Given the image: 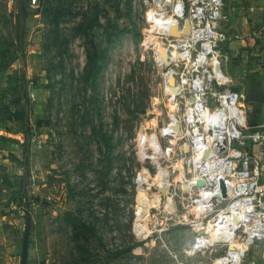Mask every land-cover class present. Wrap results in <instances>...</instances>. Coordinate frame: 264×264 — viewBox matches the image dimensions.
Here are the masks:
<instances>
[{
  "label": "rangeland",
  "instance_id": "obj_1",
  "mask_svg": "<svg viewBox=\"0 0 264 264\" xmlns=\"http://www.w3.org/2000/svg\"><path fill=\"white\" fill-rule=\"evenodd\" d=\"M194 1L23 0L22 61L19 0H0V264H21L28 211V264H217L231 248L257 245L241 223L232 243L215 241L213 212L225 203L209 194L220 175L231 186L245 181L244 160L232 157L231 141L218 153L211 137L209 152L193 143L203 132L185 122L196 66L175 49L182 35L154 29L156 16L172 19L181 2V23H195ZM188 39L194 62L202 41ZM160 46L176 54L167 70ZM168 70L182 86L173 100ZM255 85H234L250 129L264 122V103L247 100ZM203 97L210 111L219 108L213 87ZM37 135L42 149L32 143ZM250 172L264 185L261 167Z\"/></svg>",
  "mask_w": 264,
  "mask_h": 264
},
{
  "label": "built area",
  "instance_id": "obj_2",
  "mask_svg": "<svg viewBox=\"0 0 264 264\" xmlns=\"http://www.w3.org/2000/svg\"><path fill=\"white\" fill-rule=\"evenodd\" d=\"M224 9V0H196L191 8L195 23L184 22L191 26V36L188 38L194 36L202 41L197 57L200 53H207V59L203 61L201 67L196 66V74L189 80V91L193 92L194 95L188 103L185 122L192 127L202 126L203 132L194 136L193 143L203 147L205 152H209V150L204 149V143L208 137L210 138V130L206 128V124L205 126L202 125L210 112L209 103L203 97L205 88L211 86L216 90L219 108H224V104H226L235 111L236 116H231L228 119L227 128L224 130L220 141L215 144L217 147L215 151L219 152L221 144L225 140L236 144L237 149L232 152V157L238 161L244 160L240 164V170L245 181L236 186H231L234 191L232 196L237 198L236 200H232L231 197L229 199L234 204L235 227L238 223L244 225L245 232L247 236H250V240L254 242L253 244L260 245L264 249V185L258 181V178L256 180L250 177V165L252 167L256 166V170L261 167V171L264 173V122L251 129L248 127L244 109V96L240 91L234 89L232 81L224 73L223 59H228L220 48L221 43L228 39ZM184 12V2L177 3L174 6V16L179 20L180 24L178 25L180 27L184 24L181 23L185 16ZM183 28L181 34H183ZM185 41L187 49H181V53L188 52L187 60L184 61L185 57H180L183 63L186 64L188 60L192 59V56L190 53L191 41L189 39ZM31 140L38 149L43 148L45 142L40 135L34 136L33 139L31 137ZM252 143L257 148L256 151L254 150L250 154L243 151L244 147ZM211 154L213 155V152ZM224 189L226 194V184ZM224 189L222 187V192H224ZM214 198L217 199V197ZM233 232H236L235 228ZM252 247L231 248L217 261V264H256V260L250 259Z\"/></svg>",
  "mask_w": 264,
  "mask_h": 264
},
{
  "label": "crops",
  "instance_id": "obj_3",
  "mask_svg": "<svg viewBox=\"0 0 264 264\" xmlns=\"http://www.w3.org/2000/svg\"><path fill=\"white\" fill-rule=\"evenodd\" d=\"M224 12L228 33L227 41L221 43V50L228 57L223 59L224 73L233 87L235 84L253 86L255 82V90L264 97V0H227ZM255 90L251 88L250 94H256ZM258 98L264 103L262 97ZM5 145L20 159L15 143L5 141ZM250 259L256 260V264H264V249L254 245Z\"/></svg>",
  "mask_w": 264,
  "mask_h": 264
},
{
  "label": "bare ground",
  "instance_id": "obj_4",
  "mask_svg": "<svg viewBox=\"0 0 264 264\" xmlns=\"http://www.w3.org/2000/svg\"><path fill=\"white\" fill-rule=\"evenodd\" d=\"M176 24H180V23H179V20L176 19L175 17H173L172 19H169V17L165 16V14H158L155 18V28L154 29L157 35L159 36L160 35L170 36L171 30ZM183 27L189 28V34L187 35L182 34L183 39L176 40L177 46L175 47V49L177 50L179 49L186 50L187 45H186L185 39L191 36V26L188 23H184L182 24L181 30ZM172 41H175V40L172 39ZM187 54L188 52H184L180 54V56L185 57L184 61L187 60L186 59V57L188 56ZM206 55H207L206 52L200 53L199 56L196 59H194V62L192 61V59H190V61L188 60L186 64L193 63L194 66L201 67L203 61L207 59ZM157 57L160 60V64L163 66L164 69H166V67H169V65L174 62V59L176 58V54H174L173 51H171L170 49L160 46V48H158L157 50ZM173 75H176V72H173L172 70H168V73L166 76L169 82L172 80ZM173 80H174V84L169 83V88H170L169 96L171 97L172 100L173 98H176L177 96L182 94L181 83L179 81L177 82V80L174 79V76H173ZM173 86L177 87L178 94H175L173 92V88H172ZM231 116H236L235 111L229 106H227L226 104H224V108H218V109H215L214 111H210L208 116L203 121L204 126L206 124L207 125L206 128L210 130L209 135L211 139L214 140V142L220 141L224 130L227 128V121ZM222 184L224 185L226 184L227 186L226 194L225 192H222V186H223ZM232 195H234V191L232 190L230 182L224 176L222 175L218 176L215 179V189L212 194L211 193L209 194V196L212 199L213 197H217L216 201L219 203H225L224 208H222L220 211L213 212L214 221L216 223L214 225L216 226V228L214 229V232L216 233L215 236L217 235L220 236L218 237L220 239L216 238L215 241L219 240L220 243L229 244L233 242V240L231 239L232 238L231 231L233 232V229L235 228V219L233 217L234 204H233V201L229 200ZM202 196H204V198H207L206 193L204 191L202 192ZM212 206H213L212 204L208 206L207 213L212 211ZM210 223L211 222H209L206 227L207 230L211 228ZM209 245L211 244L209 243Z\"/></svg>",
  "mask_w": 264,
  "mask_h": 264
},
{
  "label": "water",
  "instance_id": "obj_5",
  "mask_svg": "<svg viewBox=\"0 0 264 264\" xmlns=\"http://www.w3.org/2000/svg\"><path fill=\"white\" fill-rule=\"evenodd\" d=\"M183 34L187 35L189 34V28L185 27L183 28ZM181 27L180 25L176 24L172 30H171V36L173 38H180L181 37ZM173 92L175 94H178V89L176 86H173ZM264 99V97H262ZM259 98L258 96L252 92L250 96L248 97V101H257ZM224 189V184H222ZM225 192V189H224ZM31 223H32V216L31 213L27 212V219H26V227L24 231L23 236V242H22V257H21V264H28V257H29V240H30V232H31Z\"/></svg>",
  "mask_w": 264,
  "mask_h": 264
},
{
  "label": "trees",
  "instance_id": "obj_6",
  "mask_svg": "<svg viewBox=\"0 0 264 264\" xmlns=\"http://www.w3.org/2000/svg\"><path fill=\"white\" fill-rule=\"evenodd\" d=\"M25 17L26 12L23 4V0H19L18 14H17V25H18V48L21 55V60L23 61V40H24V31H25ZM15 118V117H13ZM12 119V118H11ZM25 125V132H29L30 120L28 115V108L25 109L24 115L22 117ZM25 157H28V151H25Z\"/></svg>",
  "mask_w": 264,
  "mask_h": 264
}]
</instances>
